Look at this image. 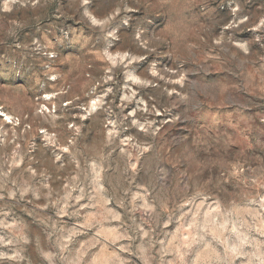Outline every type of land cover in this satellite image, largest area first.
Wrapping results in <instances>:
<instances>
[{
	"label": "rangeland",
	"instance_id": "rangeland-1",
	"mask_svg": "<svg viewBox=\"0 0 264 264\" xmlns=\"http://www.w3.org/2000/svg\"><path fill=\"white\" fill-rule=\"evenodd\" d=\"M0 264H264V0H0Z\"/></svg>",
	"mask_w": 264,
	"mask_h": 264
},
{
	"label": "bare ground",
	"instance_id": "bare-ground-1",
	"mask_svg": "<svg viewBox=\"0 0 264 264\" xmlns=\"http://www.w3.org/2000/svg\"><path fill=\"white\" fill-rule=\"evenodd\" d=\"M2 116L5 118V121H8V123L12 122V118L10 115L2 113Z\"/></svg>",
	"mask_w": 264,
	"mask_h": 264
}]
</instances>
